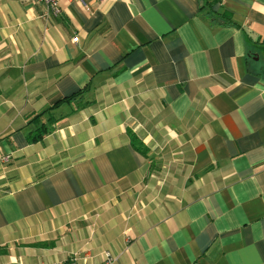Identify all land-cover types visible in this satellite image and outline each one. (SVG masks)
Instances as JSON below:
<instances>
[{
    "label": "crops",
    "instance_id": "obj_1",
    "mask_svg": "<svg viewBox=\"0 0 264 264\" xmlns=\"http://www.w3.org/2000/svg\"><path fill=\"white\" fill-rule=\"evenodd\" d=\"M83 2L0 0V264H264V0Z\"/></svg>",
    "mask_w": 264,
    "mask_h": 264
},
{
    "label": "trees",
    "instance_id": "obj_2",
    "mask_svg": "<svg viewBox=\"0 0 264 264\" xmlns=\"http://www.w3.org/2000/svg\"><path fill=\"white\" fill-rule=\"evenodd\" d=\"M220 16H222V23L229 24L232 23L231 15L228 13H220ZM76 98L75 96L72 98H65L62 101H60L54 108H56L61 102H69L72 99ZM51 110V109H50ZM50 110L35 116L28 125L25 126V128H29V126L35 125L34 129H31L28 132V140L32 143H38L44 139V137L51 132V125L54 124L56 121L54 119V116L49 112ZM46 120L44 121V119ZM137 150L139 148L137 147Z\"/></svg>",
    "mask_w": 264,
    "mask_h": 264
},
{
    "label": "built area",
    "instance_id": "obj_3",
    "mask_svg": "<svg viewBox=\"0 0 264 264\" xmlns=\"http://www.w3.org/2000/svg\"><path fill=\"white\" fill-rule=\"evenodd\" d=\"M34 1L38 2V3H45L46 5H48L50 7L51 10H56L57 7H58V4L61 1H63V0H34ZM65 1L71 3V2H74V1H77V0H65ZM79 1L84 3L83 0H79ZM1 160H2L1 162L8 163L9 162V157H4ZM113 262H114V260L108 254L107 255V259H106V261L103 264H112ZM40 264H47V263H40ZM64 264H80V263L77 261V258H75L74 260H71V261L66 262Z\"/></svg>",
    "mask_w": 264,
    "mask_h": 264
}]
</instances>
